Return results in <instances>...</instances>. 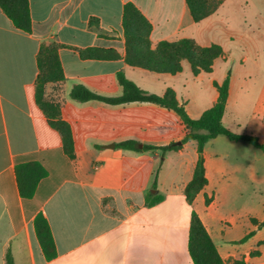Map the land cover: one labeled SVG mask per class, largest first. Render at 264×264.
Listing matches in <instances>:
<instances>
[{
	"label": "crops",
	"instance_id": "0c3cea01",
	"mask_svg": "<svg viewBox=\"0 0 264 264\" xmlns=\"http://www.w3.org/2000/svg\"><path fill=\"white\" fill-rule=\"evenodd\" d=\"M126 2L134 3L151 22L153 47L161 41L188 38L202 47L219 45L224 56L215 61L212 73L196 77L186 61L176 75L129 67L124 60L122 26ZM29 9L32 31L27 33L17 29L0 8V264H5L7 251L15 264H194L189 253L194 212L225 264H264V226H258L264 216L255 214L256 206L249 200L241 212L226 214L210 197L217 193L211 191L216 175L223 178L218 195L225 203L240 188L236 174L242 169L250 185L256 182L253 146L225 136L209 141L204 148L208 185L191 205L184 189L198 160L195 142L164 157L158 151L107 148L127 140L139 142L140 148L179 142L186 128L173 111L147 103H78L69 96L74 85H83L100 95L118 97L122 88L117 73L123 72L149 93L162 96L173 90L188 115L198 119L217 102L214 83L229 78L223 125L235 134L259 140L258 135L244 132L236 116L249 99L253 115L264 120V81L247 84L242 80L249 60L256 67L264 59V0H244L239 6L243 11L237 14L231 13L230 1L224 0L200 23L193 21L185 0H29ZM92 18L98 20V30L90 27ZM50 42L67 47L59 51L65 81L47 85L46 95L60 103L61 117L71 127L74 161L65 154L61 135L35 99L37 56L41 45ZM95 47L114 50L120 58L83 60L73 50ZM228 70L230 76L223 72ZM229 115L234 117L233 127L226 123ZM215 144L226 145L235 161L247 153L254 163L230 164L231 154L214 149ZM35 161L48 176L39 183L35 196L25 200L19 195L15 170L19 164ZM160 161L157 189L151 190ZM149 191L163 200L147 206ZM207 196L212 199L208 206ZM39 213L48 220L55 242L57 255L52 260L45 258L35 234Z\"/></svg>",
	"mask_w": 264,
	"mask_h": 264
},
{
	"label": "trees",
	"instance_id": "16d2710c",
	"mask_svg": "<svg viewBox=\"0 0 264 264\" xmlns=\"http://www.w3.org/2000/svg\"><path fill=\"white\" fill-rule=\"evenodd\" d=\"M189 13L195 23L207 19L213 15L224 3V0H185ZM0 8L13 22L14 26L24 32L32 31V21L29 9V0H0ZM122 26L125 38V63L132 68H140L156 74L176 75L183 70V62L189 63L193 76L202 73L209 74L213 71L214 63L224 56V51L219 45L202 47L193 39H180L177 41H161L155 47L151 42L153 26L140 9L132 2H126L123 8ZM90 27L99 29L97 19L90 20ZM66 46L57 42L43 43L40 47L37 62L39 74L35 82V99L39 108L47 117L50 126L61 135L65 154L71 161L75 160L74 141L70 125L61 117V105L55 99L47 97L46 87L49 84H62L65 75L59 59V51ZM75 50L83 60L110 61L120 58L114 50L101 48H88ZM117 81L122 88V94L118 97H108L95 93L83 85H74L70 91V98L78 103L99 102L109 106H120L130 103H147L173 111L186 128V134L179 142H171L164 146L145 145L140 148V143L135 140H127L115 145L116 149L134 152H160L165 156L168 152H177L188 142L197 145L198 160L194 169L192 180L184 189V194L189 204H193L198 194L208 185L206 175L204 148L205 145L217 138L225 136L232 142L243 141L264 154V145L254 136L235 134L223 125V117L229 97V78L222 84L214 83L218 92L217 102L206 110L198 119H192L184 104H180L176 94L169 89L162 96L149 93L139 88L129 80L123 72L117 73ZM163 161L153 173L151 190L157 189L158 176ZM16 178L19 195L22 199H32L37 191L39 183L48 176L47 170L39 162H28L16 167ZM163 200L157 193L149 191L146 195V204L155 206ZM211 198H205L208 206ZM253 222H255L253 220ZM264 226V221L258 223ZM34 228L37 240L47 260L56 257L57 251L50 225L44 214L39 213L34 220ZM253 233L245 236L240 244L245 243ZM189 253L194 264H225L216 245L194 212L191 218L189 232ZM5 264H15L10 251L5 255Z\"/></svg>",
	"mask_w": 264,
	"mask_h": 264
},
{
	"label": "rangeland",
	"instance_id": "374dc122",
	"mask_svg": "<svg viewBox=\"0 0 264 264\" xmlns=\"http://www.w3.org/2000/svg\"><path fill=\"white\" fill-rule=\"evenodd\" d=\"M230 1V10L231 13H238L239 11H243V9H239L240 5H243L244 0H228ZM251 0H248L250 2ZM250 4V3H249ZM249 12H246V15H248ZM243 15V13H242ZM258 66L254 65V62L252 60H249L248 63L244 66L242 75L243 82H246L247 84H261L264 81V69L261 66V64H264V59H261L258 61ZM188 65V64H185ZM227 76H230V70L223 71ZM250 92V91H249ZM248 92V95L250 96V93ZM252 105L249 103V99H247L246 105L238 112L237 118L241 120V128L245 127L244 132L253 133L258 135V138L261 142V144L264 145V120L263 116H256L252 113ZM226 123L228 126L233 127L234 126V117L233 115H229L226 119ZM224 139V141H228L225 137L221 138ZM228 143V142H227ZM247 145V144H244ZM211 149L218 150L221 153H230L231 159L229 160L230 164H244L246 162L251 161L254 163L253 157L247 155V153L241 158L240 161H235V156L232 151H230L226 145L224 144H215V146H209ZM249 147V146H248ZM210 149V148H209ZM253 151L257 153V160H256V182L252 180L251 185L247 181L246 172L244 169L241 170V172L237 173L236 176L238 177L240 188L233 190V194L231 196V199L228 202H224L222 200V195H218V184L223 181V178H220L219 176L212 177L211 182V191L217 190L214 195H211L210 197L214 198L218 208L220 210L224 211L226 214H236L238 212H241L245 206H247V201L250 200V203L253 206H256L255 214L259 217L264 216V154L255 149L251 148ZM164 157V156H162ZM241 192V195H240ZM210 198L209 196H207Z\"/></svg>",
	"mask_w": 264,
	"mask_h": 264
},
{
	"label": "water",
	"instance_id": "95a60500",
	"mask_svg": "<svg viewBox=\"0 0 264 264\" xmlns=\"http://www.w3.org/2000/svg\"><path fill=\"white\" fill-rule=\"evenodd\" d=\"M107 148H112V149H114V148H115V145H109Z\"/></svg>",
	"mask_w": 264,
	"mask_h": 264
}]
</instances>
